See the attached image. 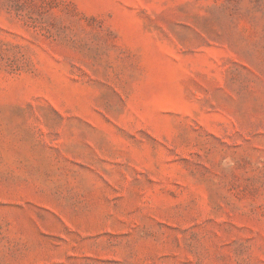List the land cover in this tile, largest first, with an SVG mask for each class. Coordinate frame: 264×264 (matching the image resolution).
<instances>
[{
    "label": "rangeland",
    "instance_id": "374dc122",
    "mask_svg": "<svg viewBox=\"0 0 264 264\" xmlns=\"http://www.w3.org/2000/svg\"><path fill=\"white\" fill-rule=\"evenodd\" d=\"M0 264H264V0H0Z\"/></svg>",
    "mask_w": 264,
    "mask_h": 264
}]
</instances>
